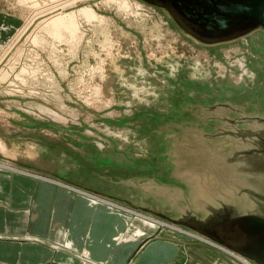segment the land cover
<instances>
[{
    "label": "rangeland",
    "instance_id": "1",
    "mask_svg": "<svg viewBox=\"0 0 264 264\" xmlns=\"http://www.w3.org/2000/svg\"><path fill=\"white\" fill-rule=\"evenodd\" d=\"M101 1L91 0L73 9ZM134 1L143 9L139 10L140 14L128 17L102 4L100 8L94 7L108 18V31L98 33L88 28L87 37L92 38V46H83L75 57L61 46L64 51L58 59L64 69H57L50 64L48 55L41 53V60L52 69L54 88L58 87L60 98L52 95L51 79L35 89L22 87L17 81L0 80V124L5 123L8 129L2 125L0 128L3 136L14 139L13 116H9L13 111L29 117L24 119L25 128H48L23 133L35 138L38 133L47 148L62 151L71 148L69 143L73 141L75 145L86 144L89 152L98 150L100 155L97 154L93 166H110L114 170H102V174L119 175L127 180L120 181V193L135 197L136 203L145 201L153 209L173 215V201L179 199L174 188L182 186L188 191L186 169H191L196 156L197 135L212 132L222 123L211 117L231 118L240 111L264 114V35L254 32L234 42L205 46L185 35L161 8L142 0ZM15 2L0 0V9L18 12L23 20L19 19L17 24L21 20L23 27L34 9ZM38 2L43 6L47 0ZM27 47L25 60L16 63L10 79L14 80V74L24 62L31 63L29 55L33 47ZM13 51L0 67L7 65L5 68L12 70ZM31 90L37 94H30ZM43 107L58 116L42 111ZM62 129H71L67 139L60 135L68 132ZM80 129L86 134L82 137L85 141L75 142L76 136H83L76 134ZM95 132L98 134L94 136ZM99 141L102 145L96 143ZM204 141L199 144L201 163L212 160L214 149L222 152L225 148L221 141L207 138ZM1 147L4 150V145ZM2 154L4 159H11V155ZM80 172L85 179L90 175L87 170ZM129 181L141 187L129 185ZM162 185L168 186L167 193L160 192ZM133 212L168 221L139 210Z\"/></svg>",
    "mask_w": 264,
    "mask_h": 264
},
{
    "label": "crops",
    "instance_id": "2",
    "mask_svg": "<svg viewBox=\"0 0 264 264\" xmlns=\"http://www.w3.org/2000/svg\"><path fill=\"white\" fill-rule=\"evenodd\" d=\"M19 19L23 20L18 12L0 9V53L20 29ZM9 116H13L14 127H10L14 139L3 136L0 128V264H230L211 245L196 239L178 241L157 222L80 193L76 188L125 204L129 210L139 205L152 208L148 202L136 203L135 197L120 193V181L127 180L102 174L111 170L110 166H93L100 155L98 150L89 152L86 144L75 145L73 141L69 143L71 148L62 151L47 148L38 133L36 138L23 133L48 128H25L28 116L13 111ZM4 124L0 125L8 129ZM62 130L68 131L60 134L67 139L71 129ZM83 132H76L83 136H76L75 142L86 137ZM2 153L11 155V159H4ZM6 164L28 171L10 169ZM81 170L89 171L87 179ZM134 183L128 182L141 187Z\"/></svg>",
    "mask_w": 264,
    "mask_h": 264
},
{
    "label": "water",
    "instance_id": "3",
    "mask_svg": "<svg viewBox=\"0 0 264 264\" xmlns=\"http://www.w3.org/2000/svg\"><path fill=\"white\" fill-rule=\"evenodd\" d=\"M142 1L161 8L185 35L205 46L234 42L254 32L264 35V0ZM211 118L222 123L197 135L196 156L191 169H186L188 191L174 188L179 198L173 201L175 214L143 205L134 208L187 228L254 264H264V114L240 111L231 118ZM205 138L221 141L225 148L214 149L212 160L201 163L199 144ZM162 186L160 192L167 193L168 186ZM179 236L193 239L178 232L172 237ZM212 248L230 264H242Z\"/></svg>",
    "mask_w": 264,
    "mask_h": 264
},
{
    "label": "bare ground",
    "instance_id": "4",
    "mask_svg": "<svg viewBox=\"0 0 264 264\" xmlns=\"http://www.w3.org/2000/svg\"><path fill=\"white\" fill-rule=\"evenodd\" d=\"M88 1L91 0H47V2H44L45 4L41 6L39 5L38 0H16V2L19 5H27L33 8L34 13L30 18H28L29 20L27 21V23L25 22L26 24L23 27H20V29L16 32V34L11 38L10 42H8L7 45L1 49L0 66L1 64H3L4 60L6 59L5 57L8 56L13 49L15 51H13L14 53L11 56L12 60L14 59L13 64L8 63L10 64L11 66L10 69L12 70L8 71V69H6L7 65L6 66L4 65V67H0V80L2 81L6 80L9 81L10 83L17 81V84L20 83L19 85H21L22 87L29 86L32 89L34 87L37 88V86L45 85L47 83L46 80L51 79L50 82L52 83L54 88L55 82L52 80V74H51L52 69L46 66V63L41 60L42 52L48 55L50 64H53V66H55L57 69L62 70L65 67L60 64V60L58 59L59 53L64 51L63 49H60L61 46L66 47L68 52L71 53V56L75 57L78 51L83 46L85 45L88 47L92 46L91 45L92 38L90 37L91 39L88 40L87 37L88 28L93 29L98 33H106L108 31V24H109L108 18L98 13L94 7L100 8L103 5L110 10H115L118 13L124 14L126 17L140 14L139 10L141 8L143 9V6L140 3L135 2L134 0H102V1L100 0L101 2H97L94 5L92 4L85 5L78 7L77 9H73L76 6H79V4H84L85 2ZM99 4L102 5L99 6ZM21 40L23 41L21 42ZM26 46L33 47L30 49V51H33V53L30 52L32 53V55L31 54L29 55V57H31L30 58L31 63L28 64L24 62V65L20 67L21 68L20 71L14 74L15 75L14 80L10 79L12 76L11 73L15 71L16 66L18 65V64L16 65V63L20 62L21 60H25L24 56L26 55L25 54ZM57 88L58 87L56 86V88L53 89L52 95L53 96L57 95V98H60V95L58 94L59 90ZM30 94H37V92L31 90ZM41 110L49 114L52 113V116L54 117L58 116L57 113H54V111L46 107L41 108ZM7 167H9L10 169L13 168L11 166H7ZM70 187L76 188L72 185ZM76 189L80 190V193L82 194L91 195L90 197H92L93 199L99 202L111 204L123 210L133 212V210L131 209L129 210L123 206L117 205L113 201L99 197L81 188H76ZM133 214L145 218L147 220L157 222L162 227L168 228L169 230H171L170 231L171 235L176 234L178 232L190 238L194 236L200 237V238H196V237L194 238L199 240L202 238L200 242H204L206 244H209V246L211 245L212 247L222 250L223 252H225L232 258L236 259L240 263H242L240 261L242 260L244 261L245 264H254L249 260H247L246 258L233 252L232 250H229L228 248L220 244H217L187 228L184 229L180 225L173 224L165 219L163 220L167 221L168 223L156 218L154 219L151 217H146L145 215L142 216V214L140 215L137 212H133ZM190 235H192V237ZM174 239L179 241V239L182 238H180L179 236ZM212 243L215 244L216 246L212 245ZM86 254L87 251H84L83 257L84 256L86 257ZM77 256L81 257L78 254ZM85 260L88 259L86 258ZM85 260L83 259V261Z\"/></svg>",
    "mask_w": 264,
    "mask_h": 264
},
{
    "label": "built area",
    "instance_id": "5",
    "mask_svg": "<svg viewBox=\"0 0 264 264\" xmlns=\"http://www.w3.org/2000/svg\"><path fill=\"white\" fill-rule=\"evenodd\" d=\"M192 237V235H190ZM196 238H200V237H197V236H194ZM194 237H192L194 239ZM202 240V238L200 239V241ZM212 245L216 246L215 244L212 243ZM248 260V259H247ZM242 263H244V261L240 260ZM251 262V261H250ZM253 263V262H252ZM245 264V263H244Z\"/></svg>",
    "mask_w": 264,
    "mask_h": 264
}]
</instances>
